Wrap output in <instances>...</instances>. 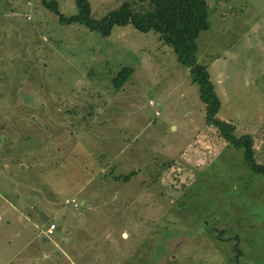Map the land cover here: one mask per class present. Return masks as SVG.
I'll return each mask as SVG.
<instances>
[{
    "label": "rangeland",
    "instance_id": "374dc122",
    "mask_svg": "<svg viewBox=\"0 0 264 264\" xmlns=\"http://www.w3.org/2000/svg\"><path fill=\"white\" fill-rule=\"evenodd\" d=\"M87 1L99 19L124 0ZM205 1L195 59L218 117L264 162V0ZM235 263L264 264V175L204 121L172 48L130 22L103 35L40 0H0V264Z\"/></svg>",
    "mask_w": 264,
    "mask_h": 264
},
{
    "label": "trees",
    "instance_id": "16d2710c",
    "mask_svg": "<svg viewBox=\"0 0 264 264\" xmlns=\"http://www.w3.org/2000/svg\"><path fill=\"white\" fill-rule=\"evenodd\" d=\"M40 1L47 9L56 14L60 22L77 21L103 35L108 34L114 24L127 22L140 31L157 32L161 40L172 48L177 60L188 67L191 81L197 83L199 98L204 103V121L215 126L227 144L241 149L244 163L249 169L264 175V162H257L252 157L251 136L247 133L233 135L231 132L233 123L218 117V96L213 91V85L205 65L195 59L196 36L199 31L206 29L209 25L205 0H148L151 7L143 11H132L129 2L124 0L99 19L91 18L87 0H74L76 11L67 15L60 13L56 0ZM131 71L130 66L118 69L112 77L113 85L120 86ZM115 177L126 179L129 177V173L115 175ZM220 234L221 230L215 233V238L221 239ZM234 236V243L237 244L236 234ZM229 237L232 236H227L225 239ZM232 249H238V247L233 246ZM239 253H241L240 250Z\"/></svg>",
    "mask_w": 264,
    "mask_h": 264
},
{
    "label": "built area",
    "instance_id": "2783aa9c",
    "mask_svg": "<svg viewBox=\"0 0 264 264\" xmlns=\"http://www.w3.org/2000/svg\"><path fill=\"white\" fill-rule=\"evenodd\" d=\"M26 2H28V1H26ZM25 16H26V18L29 17L27 14ZM63 202L69 203L73 207H76L78 205V202L76 201V199L74 197H65L63 199ZM55 227H56L55 223L50 221L47 224H45L44 228L42 229V232L46 236L51 235L53 233V230L55 229Z\"/></svg>",
    "mask_w": 264,
    "mask_h": 264
},
{
    "label": "crops",
    "instance_id": "0c3cea01",
    "mask_svg": "<svg viewBox=\"0 0 264 264\" xmlns=\"http://www.w3.org/2000/svg\"><path fill=\"white\" fill-rule=\"evenodd\" d=\"M56 228V227H55Z\"/></svg>",
    "mask_w": 264,
    "mask_h": 264
}]
</instances>
